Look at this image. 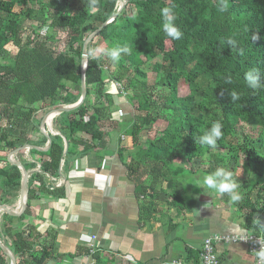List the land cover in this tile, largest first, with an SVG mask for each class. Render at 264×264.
Masks as SVG:
<instances>
[{
    "label": "trees",
    "instance_id": "16d2710c",
    "mask_svg": "<svg viewBox=\"0 0 264 264\" xmlns=\"http://www.w3.org/2000/svg\"><path fill=\"white\" fill-rule=\"evenodd\" d=\"M127 1L107 24L117 14L118 0H97L95 12L88 7L91 0H0V204L6 206L18 200L23 176L8 155L26 145L46 146L43 111L79 101L84 42L105 25L87 49L84 102L53 120L60 135L50 136L46 151H30L41 158V169L29 179L26 212L3 216L0 237L10 239L16 256H25L17 264H46L51 255L46 249L35 255L42 237L35 227L19 232L8 225L26 220L39 193L62 197L61 188L50 192L46 177L58 176L63 160L66 171L74 160L107 148L114 133L130 138L135 150L127 168L142 201V218L164 213L161 205L185 216L191 210L185 179L224 167L233 172L241 200L220 198L233 202L244 228L264 241V0ZM163 7L176 16L183 34L178 40L163 32ZM117 45L129 51L113 62L106 52ZM95 49L101 51L93 54ZM252 69L259 71L257 89L245 80ZM109 83L119 86L117 98L128 101L131 111L125 116L107 92ZM181 88L186 94L180 95ZM232 92L239 99L233 101ZM160 122L165 126L157 129ZM214 122L222 125V135L215 147L202 146L199 137ZM142 135H147L144 144ZM197 160H207L208 168L176 164ZM30 165L23 164L28 171L35 166ZM243 166L250 171L246 178L240 174ZM0 264H7L1 256Z\"/></svg>",
    "mask_w": 264,
    "mask_h": 264
},
{
    "label": "crops",
    "instance_id": "0c3cea01",
    "mask_svg": "<svg viewBox=\"0 0 264 264\" xmlns=\"http://www.w3.org/2000/svg\"><path fill=\"white\" fill-rule=\"evenodd\" d=\"M34 139L41 141L42 137L34 134ZM132 152L135 150L131 139L114 133L107 148L74 160L66 171L63 160L58 176L46 177L50 192L61 188L63 196L39 193L31 202L26 220L14 219L8 227L19 232L35 227L36 236H42L36 241L35 255L41 256L46 249L51 255L46 264H171L177 260L201 264L206 238L252 235L244 228L245 222L233 202L226 203L208 191L191 196V210L185 216L170 208L150 220L142 218V201L128 176V156ZM16 158L22 164L35 165H30V171L38 172V155L21 152ZM57 182L63 185L58 186ZM4 215L0 211V225L4 224ZM0 242L18 262L25 259L14 254L9 238L0 237ZM93 244L97 249L91 254ZM1 252L4 262L10 264L9 257L2 249ZM217 252L221 264H256L246 243L219 244Z\"/></svg>",
    "mask_w": 264,
    "mask_h": 264
},
{
    "label": "clouds",
    "instance_id": "9594fccd",
    "mask_svg": "<svg viewBox=\"0 0 264 264\" xmlns=\"http://www.w3.org/2000/svg\"><path fill=\"white\" fill-rule=\"evenodd\" d=\"M88 7L92 12H95L97 8V0H91ZM221 11H223V7H221ZM160 14L163 21L162 29L165 35L172 39H180L183 34L175 24L176 16L172 9L169 7H163L160 10ZM228 43L233 44L234 42L229 40ZM99 51L101 50L95 49L93 50V54ZM128 51L129 49L127 47L117 45L116 47L107 50L106 55L115 62L119 60L121 53H127ZM253 73H255V75ZM258 79L259 71L257 69H252L245 73L246 83L251 89H257L260 87ZM228 82H230V80ZM231 95L233 101L239 99L237 93L232 92ZM221 128L222 125L219 122H214L212 127L199 137V144L202 146L215 147L217 140L222 135ZM197 184L200 185L199 188H203L205 191H211L218 195L228 194L233 202H239L241 200V196L237 191L240 186L233 178V172L227 168H216L210 174L203 175L197 180ZM256 257L257 264H264V247L259 251H256Z\"/></svg>",
    "mask_w": 264,
    "mask_h": 264
},
{
    "label": "water",
    "instance_id": "95a60500",
    "mask_svg": "<svg viewBox=\"0 0 264 264\" xmlns=\"http://www.w3.org/2000/svg\"><path fill=\"white\" fill-rule=\"evenodd\" d=\"M127 0H118V6L119 9L117 11V14L112 17L108 22H112L114 20V18H116L118 16V14L123 10L124 6L127 4ZM105 27V25H103L102 27H100L99 29H97L96 31H94L93 33H91L89 35V37L86 39V41L84 42L83 45V52H82V70H83V79H82V94L81 97L79 99V101L76 104L73 105H69V106H62L58 109L52 110L48 113H46V115H44L42 121H41V131L44 134V136L47 138V146H50V136H52V134L54 135V133H52V128L49 127L48 123H47V118L49 115H51L52 113L56 114V116L61 115L62 113L65 112H69V111H74L75 109H77L85 100L86 98V85H85V72L87 70L88 67V46L89 44L98 36V34L101 32V30ZM55 116V117H56ZM54 120V118H53ZM53 120H51V124H53ZM65 143V149L67 150V142L64 140ZM46 146V147H47ZM45 147V148H46ZM47 147V148H48ZM46 148V149H47ZM40 150V151H46L43 150L40 147H34V146H22L20 148H17L15 151H12L9 155H8V161L9 163H13L15 166H17L19 168V170L22 172V181H21V189H20V193H19V198L18 201L16 203V205H14V209H12V207L9 206H5V205H0V211L7 214V215H11V216H18L21 215L25 212V210L27 209L28 206V182H29V178L31 177V175H33L34 173L32 171H28L25 169V167L23 166L22 163H20L17 159L16 156L21 153L24 152L25 150ZM0 247L2 249V251L9 257L10 259V264H17V259L16 257L4 246L2 245V243L0 242Z\"/></svg>",
    "mask_w": 264,
    "mask_h": 264
},
{
    "label": "built area",
    "instance_id": "2783aa9c",
    "mask_svg": "<svg viewBox=\"0 0 264 264\" xmlns=\"http://www.w3.org/2000/svg\"><path fill=\"white\" fill-rule=\"evenodd\" d=\"M30 151L31 150L27 149L24 151V153L26 155H29ZM36 169H38V172H40L41 167L38 166V168ZM93 240L96 241L95 237ZM237 242L246 243L249 245L251 252L255 256L256 264H257L256 251H259L262 247H264V241L261 237H256L253 235H244V236L243 235L242 236L213 235V236L206 238L203 242L202 250L200 254L201 264H221L220 258L217 252V246L223 243L228 244V243H237ZM96 249H97L96 245L94 244L93 246L91 245L90 253L91 254L95 253ZM83 264H87V263H83ZM171 264H183V262L180 260H177V261H173Z\"/></svg>",
    "mask_w": 264,
    "mask_h": 264
},
{
    "label": "rangeland",
    "instance_id": "374dc122",
    "mask_svg": "<svg viewBox=\"0 0 264 264\" xmlns=\"http://www.w3.org/2000/svg\"><path fill=\"white\" fill-rule=\"evenodd\" d=\"M118 88L119 86L115 83H109L107 84V91L110 90L111 94H113L115 96V98L117 99V103L120 104V108L121 110L123 111L122 113L124 114L123 116H125L128 112H130L131 108H129V106L127 105L128 104V101L125 100V98H123L121 100V98H117V93H118ZM187 90L185 88H181L180 90V95H184L186 94ZM125 105L128 107V108H125ZM44 115H46V113L43 111ZM165 124L163 122H160L156 127L157 129H161V128H164ZM41 127V126H40ZM52 133H54V135H58L60 133H58V131L54 130L52 128ZM53 135V134H52ZM147 139V135H142V139H141V142L144 144L145 141ZM48 147V146H47ZM46 147V148H47ZM45 147L42 148L43 150L46 149ZM38 162V161H37ZM177 165H180V166H185V167H191L192 170H195L197 171L198 169H201L203 171H205L207 168H208V163H207V160L203 163H200L198 160L195 161L194 163H192V165H188V163L186 162H179L177 161L176 162ZM36 171H38V169H36ZM249 169L247 167H242V169L240 170V174L243 176V178H246L248 175H249ZM197 180H199V175L196 176V178L194 176H189L185 179V182H186V187L188 189V192H189V195H190V198L193 194H196L198 193L199 191L201 192H204L205 190L203 188H199L200 185L197 184ZM58 186H62V182H57ZM20 193V192H19ZM208 193V192H207ZM216 195V194H215ZM194 197V196H193ZM2 205V204H0ZM6 206V205H5ZM9 207H12V206H9ZM162 209L165 211H169V208H166L164 205H161ZM12 209H14V207H12Z\"/></svg>",
    "mask_w": 264,
    "mask_h": 264
},
{
    "label": "bare ground",
    "instance_id": "6f19581e",
    "mask_svg": "<svg viewBox=\"0 0 264 264\" xmlns=\"http://www.w3.org/2000/svg\"><path fill=\"white\" fill-rule=\"evenodd\" d=\"M52 116H53V117H52ZM55 116H56V114H54V113H52L51 115H49V117H48V118H49L48 121L53 120V119H51V117L55 119V118L57 117V116H56V117H55ZM50 122H51V121H50ZM47 123H48V122H47ZM52 125H53V124H52Z\"/></svg>",
    "mask_w": 264,
    "mask_h": 264
}]
</instances>
